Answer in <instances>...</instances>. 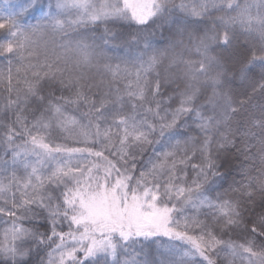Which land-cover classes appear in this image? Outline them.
I'll list each match as a JSON object with an SVG mask.
<instances>
[{
	"label": "snow or ice",
	"instance_id": "snow-or-ice-1",
	"mask_svg": "<svg viewBox=\"0 0 264 264\" xmlns=\"http://www.w3.org/2000/svg\"><path fill=\"white\" fill-rule=\"evenodd\" d=\"M0 264H264V0H0Z\"/></svg>",
	"mask_w": 264,
	"mask_h": 264
},
{
	"label": "trees",
	"instance_id": "trees-1",
	"mask_svg": "<svg viewBox=\"0 0 264 264\" xmlns=\"http://www.w3.org/2000/svg\"><path fill=\"white\" fill-rule=\"evenodd\" d=\"M225 186H227V185H225Z\"/></svg>",
	"mask_w": 264,
	"mask_h": 264
}]
</instances>
